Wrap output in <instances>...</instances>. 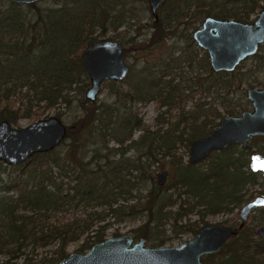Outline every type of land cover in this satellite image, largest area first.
<instances>
[{"label":"trees","instance_id":"16d2710c","mask_svg":"<svg viewBox=\"0 0 264 264\" xmlns=\"http://www.w3.org/2000/svg\"><path fill=\"white\" fill-rule=\"evenodd\" d=\"M169 1L162 3L158 19L150 24L145 48L163 42L193 18L249 22L251 14L264 8V0ZM51 2L43 9L38 2L0 0V122L15 125L21 117L69 104L73 91L81 98L60 146L19 165L0 161V255L8 258L5 263L17 264L14 260L20 256L32 261L46 246L55 249L38 262H56L67 255V246L79 240L89 249L106 238L109 216L120 220L142 214L146 219L135 233L148 239L149 230L161 219L176 221L195 213L202 220L208 213L232 211L231 205L245 201V186L256 184L258 178L263 179L259 193L264 195V173L251 164L253 159L264 166V160L254 153L243 159L246 151L234 157L227 155V147L205 170L199 162L182 159L193 139L206 136L223 116L244 110L222 101L230 93L234 72H214L205 52L186 56L180 52L177 57L172 53L145 69L146 74L108 81V101H89L81 89L89 86L82 65L85 49L105 40V28L116 29L133 15L121 13L116 0ZM148 102H155L157 115L163 117L155 120V127L146 124L134 107ZM110 142L119 147L109 148ZM128 151L133 154L125 158ZM165 159L178 176L173 189L183 190L179 203L171 199L174 193L169 194V187L156 182V168L163 169ZM183 170L187 176L181 175ZM142 189L147 190L144 196ZM181 194L187 201L180 199ZM260 212L264 221V209ZM202 260L264 264V238L253 237L245 225L221 251Z\"/></svg>","mask_w":264,"mask_h":264},{"label":"water","instance_id":"95a60500","mask_svg":"<svg viewBox=\"0 0 264 264\" xmlns=\"http://www.w3.org/2000/svg\"><path fill=\"white\" fill-rule=\"evenodd\" d=\"M16 4H31L41 0H8ZM165 0H147L151 15L158 19V10ZM192 40L206 52L214 72H233L246 58L255 55L264 45V8L251 22L234 19L204 17L201 27L192 32ZM89 79L85 97L95 101L101 85L107 81H123L129 72L124 52L117 40L98 41L85 49L82 61ZM246 98L250 110L225 115L206 136L189 143L186 162L196 164L212 152L238 144L246 148L255 137H264V87H249ZM67 126L56 116L39 119L31 124L14 128L8 121L0 122V161L6 165L24 163L36 153L49 152L61 145ZM168 172L156 174L158 185H164ZM264 207V196L258 195L241 204L237 226L204 224L195 235L177 246L152 247L145 237L135 239L131 234L106 237L91 245L85 253L71 252L58 262L24 264H207L203 256L221 251L248 222L249 215ZM254 234L262 238L264 226ZM0 264H7L0 261Z\"/></svg>","mask_w":264,"mask_h":264},{"label":"rangeland","instance_id":"374dc122","mask_svg":"<svg viewBox=\"0 0 264 264\" xmlns=\"http://www.w3.org/2000/svg\"><path fill=\"white\" fill-rule=\"evenodd\" d=\"M52 0H41L38 1V5L41 8H45L48 4H52ZM110 2V1H109ZM183 2H190L189 0H170L168 3L178 4ZM115 7L121 10V13L132 14V17H127L125 22L118 26L116 29L107 27L105 28L104 35L102 36L103 39L109 40L114 39L117 40L120 45L126 49L124 58L125 62L129 66V72L127 76L129 77H138L139 75H143L148 73L145 69H149L153 67V65L161 58L167 55H171L177 57L180 52H192L196 54L197 52L204 53L202 49L196 46L195 42L191 38V33L201 27L202 19L193 18L192 20H188V25H182L181 27L176 29L174 34H169L163 42L159 43L155 46H150L149 48H145L146 43L148 42L151 27L150 24L153 21V16L151 15L150 8L148 6L147 0H116ZM260 11H257L254 14L250 15V19L256 18ZM214 17V16H213ZM198 70V68L196 67ZM144 70V71H143ZM233 79H231L232 86L229 89L230 93L226 96L227 98L222 99L224 105L233 106L238 104L240 108L242 107L244 110L251 109V103L246 98V89L249 87H257L262 88L264 87V45L259 47L258 52L246 58L243 62H241L237 68L233 71ZM187 75V74H186ZM89 84V79L87 80ZM88 88V85L83 87L82 86V94L84 96L85 90ZM76 90H80L79 87ZM110 94V86L108 81L104 82L101 85V89L99 94L96 97V101H104L107 100ZM69 97L70 103L69 104H62L60 106H56L54 108L45 109L41 112L38 116L34 117H21L18 119L15 125H12L14 128H22L25 127L32 122L45 119L50 116H56L66 125L70 126L73 124L75 120V116L77 115V105L80 103V96L77 93L71 92ZM195 96H199V93H196ZM108 101V100H107ZM186 102L190 105L191 100L187 99ZM137 109V113L142 117L143 121L146 124L151 125V127H155L154 123L156 119L163 120V117H159L157 106L155 102H148L144 105L134 106ZM188 107V106H187ZM166 116V115H165ZM166 118V117H165ZM138 133H135L134 137L137 136ZM62 144V143H61ZM109 148H117L115 143L110 142ZM126 143L123 147H126ZM119 149V148H118ZM124 149V148H122ZM264 137H255L251 141L248 142L247 149H242L240 145L234 144L229 146L226 150L227 155L233 154L234 157H239L237 153L241 150L246 151L247 155H243V159H248L251 153L256 154L259 160H264ZM260 153V154H258ZM133 154L132 151H128L124 157H131ZM221 154L219 151H215L212 153V156L207 157L205 160L199 162L197 165L201 170H205L208 167V162L215 161L218 156ZM187 158V154L183 155L182 159L185 162ZM87 159V158H86ZM164 168L160 169V167L156 168V174L159 171L166 169L168 172L167 177L165 179L164 185L170 189L168 190L169 194L174 193L171 197L172 200L178 199V194L182 193L183 190L181 188L176 187L173 189V184L177 181V173L176 169L173 168L171 162L168 160H163ZM188 163V162H186ZM254 168L260 169L264 173V167L257 165L255 160L252 159L251 162ZM244 170L247 171L248 167H244ZM7 171H10L14 174L13 170L10 167H7ZM181 175L187 176L186 171H181ZM259 174V173H258ZM262 178H258L257 183L254 185H246L244 190V197L245 201L242 203L252 199L255 196L261 195L259 192L262 188ZM147 190H141V195H145ZM133 196H137L136 193H133ZM186 196L181 194L180 199L185 200ZM189 203H192L188 200ZM135 203V202H131ZM179 203V199L177 200ZM241 203V204H242ZM136 204V203H135ZM239 205H231L233 206L232 211L230 212H218V213H208L203 215L202 220H200L199 215L195 213H190L184 216L181 219L174 221L170 219H161L158 221V225H156L153 230H149L151 234L147 239L146 244L152 247H163V246H177L180 243L191 239L195 235V231L197 229L208 223L212 224H222V225H231L237 226L240 222L238 217V210L241 207ZM137 205V204H136ZM175 206L172 208V211H175ZM263 208H258L253 211L248 218V225L251 228L253 237L259 238L254 234V230L259 226H264V221L260 220L261 210ZM143 219V220H142ZM145 217L142 214H138L134 219H128L127 217H123L120 220H116L112 216L107 217L106 221L108 222L109 226L105 231L106 237L114 236V235H121L129 233L135 239L139 237L135 233V229L143 224L145 221ZM153 226V223L150 225ZM237 236V235H236ZM264 238V236L262 237ZM82 239V238H81ZM232 239V238H231ZM82 240L78 242L72 243L71 245L66 247V253L71 252H79L85 253L88 249H84L85 247L81 246ZM53 249L55 247L46 246L44 248H40L37 250V256L32 257V261H26L24 256H20L14 260L17 264H24V262L29 263H39L38 261L42 257H48L52 254ZM212 255V254H211ZM8 258L4 255H0V261L5 262ZM59 261V260H58ZM56 261V262H58ZM53 262V263H56ZM213 264V263H211Z\"/></svg>","mask_w":264,"mask_h":264},{"label":"flooded vegetation","instance_id":"af4514ba","mask_svg":"<svg viewBox=\"0 0 264 264\" xmlns=\"http://www.w3.org/2000/svg\"><path fill=\"white\" fill-rule=\"evenodd\" d=\"M192 37V36H191ZM238 145V144H237ZM231 146V145H230ZM248 146V145H247ZM241 147V146H240ZM242 149H247V147L246 148H242Z\"/></svg>","mask_w":264,"mask_h":264},{"label":"bare ground","instance_id":"6f19581e","mask_svg":"<svg viewBox=\"0 0 264 264\" xmlns=\"http://www.w3.org/2000/svg\"><path fill=\"white\" fill-rule=\"evenodd\" d=\"M201 162V161H200ZM190 164V163H189ZM261 210V209H260Z\"/></svg>","mask_w":264,"mask_h":264}]
</instances>
